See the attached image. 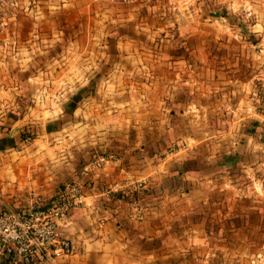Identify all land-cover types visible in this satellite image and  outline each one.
<instances>
[{"label": "crops", "instance_id": "0c3cea01", "mask_svg": "<svg viewBox=\"0 0 264 264\" xmlns=\"http://www.w3.org/2000/svg\"><path fill=\"white\" fill-rule=\"evenodd\" d=\"M231 35L249 41L211 50L213 62L209 53L196 75L182 49V63L172 61V72L160 75L152 48L143 52L148 64L120 47L121 58L130 55L133 80L108 73L95 84L73 81L76 90L54 106L41 76L10 84L0 77V206L23 205L30 192L49 198L78 178L95 207L97 185L126 177L148 182L137 196L141 218L129 217L124 202L111 203L113 217L103 223L91 207L72 209L60 232L74 251L57 264H264V239L256 243L254 234L264 229V190L255 174L264 171V113L256 108L264 103V32L254 25ZM251 39L262 40L256 52ZM149 69L151 81L138 72ZM143 87L153 90L142 101L136 92ZM178 140L185 148L169 153ZM100 156L108 159L92 168Z\"/></svg>", "mask_w": 264, "mask_h": 264}, {"label": "rangeland", "instance_id": "374dc122", "mask_svg": "<svg viewBox=\"0 0 264 264\" xmlns=\"http://www.w3.org/2000/svg\"><path fill=\"white\" fill-rule=\"evenodd\" d=\"M263 21L264 0H0V77L10 84L22 82L28 75L41 76L48 85L45 100L54 106L76 90L73 81L91 79L95 84L108 73L115 79L133 80L130 55L121 58L120 47L148 64L153 61L143 52L152 48L160 62L153 71L160 75L172 72L168 64L180 60L184 50V59L191 64L186 69L196 75L198 62L209 53L213 62L211 50L247 45L249 40L235 39L231 32L244 36L254 25L264 32ZM257 40H250L255 52L262 47V40ZM118 58L124 63L121 75ZM153 71L138 72L151 81ZM145 81L140 77L137 83L142 86ZM26 87L35 90L33 85ZM152 90L143 87L136 93L143 101ZM256 108L264 113V103ZM255 174L263 191L264 171ZM260 220L256 216V222ZM254 234L256 243L264 239V229Z\"/></svg>", "mask_w": 264, "mask_h": 264}, {"label": "built area", "instance_id": "2783aa9c", "mask_svg": "<svg viewBox=\"0 0 264 264\" xmlns=\"http://www.w3.org/2000/svg\"><path fill=\"white\" fill-rule=\"evenodd\" d=\"M23 141L30 142V137H24ZM184 147L183 142H172L170 152ZM106 157L93 159L91 167H102ZM147 183L146 179L126 177L112 184L97 185L100 203L91 207L86 202L85 184L76 178L60 186L49 198L30 192L23 205L0 206V264H57L59 259L71 255L74 244L62 236L60 229L68 223L70 211L75 208L91 207L98 222L103 223L113 217L111 203L125 202L127 215L141 218L143 206L137 196L147 188ZM259 257L260 254L256 256Z\"/></svg>", "mask_w": 264, "mask_h": 264}]
</instances>
